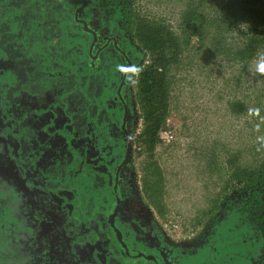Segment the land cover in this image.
<instances>
[{
	"label": "rangeland",
	"instance_id": "1",
	"mask_svg": "<svg viewBox=\"0 0 264 264\" xmlns=\"http://www.w3.org/2000/svg\"><path fill=\"white\" fill-rule=\"evenodd\" d=\"M124 2L128 35L139 53L129 78L130 107L136 116L130 162L134 171L130 172L144 214L166 236L182 241L221 230L239 235L259 255V264H264V226L253 219V210L246 205L253 189L261 190L264 198V178L256 181L258 188L236 180L258 169L264 160V21L259 20L264 18V0ZM88 3L90 10L83 15L89 18L93 1ZM190 11L194 34L185 30V13ZM70 18L67 0H0V113L7 118L1 133L7 129L5 124L33 114L36 106L50 116L57 108L65 109L70 121L68 107L75 86L71 81L62 84L54 78L57 73L48 79L40 56L52 53L66 58L64 53L73 50L71 44L64 45L68 41L64 35H76L72 28L68 31ZM135 18L166 27L179 38L181 47L178 61L167 70L166 114L152 147L137 141L144 124L136 83L149 54L133 35ZM247 47L249 51H242ZM51 62L48 69L62 67ZM4 101L12 106L5 107ZM4 174H0V209L6 213L0 215V242L10 237L16 240L20 230L29 241L21 251L16 244L19 252L9 255V262L0 248V264H43L30 260L26 253L34 249L38 238L35 228L26 227L27 217L38 219L40 214L20 181ZM51 181L54 175L48 177ZM183 264H190L189 260Z\"/></svg>",
	"mask_w": 264,
	"mask_h": 264
},
{
	"label": "flooded vegetation",
	"instance_id": "2",
	"mask_svg": "<svg viewBox=\"0 0 264 264\" xmlns=\"http://www.w3.org/2000/svg\"><path fill=\"white\" fill-rule=\"evenodd\" d=\"M67 1L71 4L67 28L76 37L64 35V41L68 39L64 45L71 44L72 53H64L66 58L52 53L40 56L48 79L57 73L54 78L62 84L71 81L75 86L68 107L70 121L65 109L57 108L50 116L36 106L33 114L5 124L7 129L0 132V174L9 173V178L20 181L40 214L38 219L27 217L30 223L25 224L38 235L34 249H26L28 258L43 264H59V260L66 264H183L185 259L190 264H259V255L239 235L220 229L223 232L213 236L182 241L166 236L144 214L130 172L136 116L130 107L129 78L139 53L128 35L125 2L92 0L88 18L83 12H89V0ZM55 37L58 40V34ZM53 60L62 67L48 69L47 63ZM2 116L0 127L7 122ZM53 175L54 181L48 182ZM76 209L82 217L77 224L70 217ZM26 235L20 230L16 240L0 242L4 259L9 262V255L24 250L29 241Z\"/></svg>",
	"mask_w": 264,
	"mask_h": 264
},
{
	"label": "trees",
	"instance_id": "3",
	"mask_svg": "<svg viewBox=\"0 0 264 264\" xmlns=\"http://www.w3.org/2000/svg\"><path fill=\"white\" fill-rule=\"evenodd\" d=\"M255 2V0H242ZM259 20L264 21V18ZM133 25L134 37L143 45V48L149 54V60L144 67L138 72L137 77V98L143 117V130L138 136L137 141H142L147 147H152L157 138V131L161 127L166 114V78L168 67L176 63L180 56V40L171 31L162 25L148 22L140 18H135ZM196 29L191 19L190 13H185V30L190 34ZM188 34V37L190 36ZM194 34V32H193ZM250 47L242 51H249ZM241 51V52H242ZM20 170H24V166L20 163ZM264 178V160L259 165L258 169L249 170L248 174L236 178L237 181H242L244 186L255 185L257 180ZM259 186V185H258ZM255 187V188H258ZM246 205L253 210V219L261 222L264 226V217L262 214L264 204L263 193L261 190L253 189L251 196L246 201ZM5 211L0 209V215ZM6 213V212H5ZM71 219H74L76 224L82 219L76 209L70 214Z\"/></svg>",
	"mask_w": 264,
	"mask_h": 264
},
{
	"label": "water",
	"instance_id": "4",
	"mask_svg": "<svg viewBox=\"0 0 264 264\" xmlns=\"http://www.w3.org/2000/svg\"><path fill=\"white\" fill-rule=\"evenodd\" d=\"M80 22H81V24H82V27H83L84 29H87L86 22H85L84 20H80ZM87 30L90 31L89 29H87ZM118 240H119V238H118Z\"/></svg>",
	"mask_w": 264,
	"mask_h": 264
}]
</instances>
